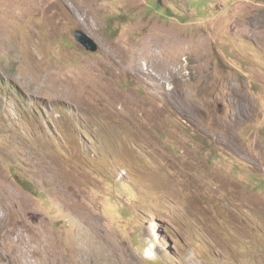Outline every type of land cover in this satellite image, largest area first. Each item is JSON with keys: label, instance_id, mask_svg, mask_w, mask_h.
<instances>
[{"label": "rangeland", "instance_id": "374dc122", "mask_svg": "<svg viewBox=\"0 0 264 264\" xmlns=\"http://www.w3.org/2000/svg\"><path fill=\"white\" fill-rule=\"evenodd\" d=\"M12 235L30 264H264V0H0V264Z\"/></svg>", "mask_w": 264, "mask_h": 264}, {"label": "bare ground", "instance_id": "6f19581e", "mask_svg": "<svg viewBox=\"0 0 264 264\" xmlns=\"http://www.w3.org/2000/svg\"><path fill=\"white\" fill-rule=\"evenodd\" d=\"M62 2H68L69 3V0H61ZM91 4L90 1L86 3H82V6L85 7V8H89V5ZM92 5V4H91ZM91 7V6H90ZM62 10V9H61ZM67 15V14H66ZM161 40V38H159ZM161 43V42H160ZM159 45V44H158ZM161 45V44H160ZM167 46V43L166 45H164V47ZM156 49V48H155ZM164 49V48H163ZM166 49V48H165ZM164 49V50H165ZM139 52H136V54H134L131 59H128L127 56L125 54H122L120 59L121 61H127L130 63V69L134 70L137 72V74L141 75L144 73V68L142 65L138 66L137 67V64H136V61L137 59L140 57V58H144L148 61V63L150 61H160V60H163L164 57H165V54H166V51L161 53V55L159 57H156L155 56V53H154V48L152 45L150 44H147V45H144L142 46L139 50ZM121 54V53H120ZM159 54V53H158ZM119 57V56H118ZM114 99V98H113ZM116 102V101H115ZM54 173V172H53ZM61 192H64V190H62ZM66 194V193H65ZM63 196V195H62ZM13 236L12 235L10 238H9V241H11L13 244H14V248L12 249V251H10L8 253V255L3 259V264H18V263H21V262H25V264H30L29 263V260H28V257L25 256V251L23 249V244H22V238L21 239H16V240H13ZM48 239V238H47ZM49 258V257H48ZM125 261V260H124Z\"/></svg>", "mask_w": 264, "mask_h": 264}, {"label": "water", "instance_id": "95a60500", "mask_svg": "<svg viewBox=\"0 0 264 264\" xmlns=\"http://www.w3.org/2000/svg\"><path fill=\"white\" fill-rule=\"evenodd\" d=\"M75 39L83 48L91 53H96L99 49L97 43L89 35L81 30L75 32Z\"/></svg>", "mask_w": 264, "mask_h": 264}, {"label": "clouds", "instance_id": "9594fccd", "mask_svg": "<svg viewBox=\"0 0 264 264\" xmlns=\"http://www.w3.org/2000/svg\"><path fill=\"white\" fill-rule=\"evenodd\" d=\"M79 43V42H78Z\"/></svg>", "mask_w": 264, "mask_h": 264}, {"label": "trees", "instance_id": "16d2710c", "mask_svg": "<svg viewBox=\"0 0 264 264\" xmlns=\"http://www.w3.org/2000/svg\"><path fill=\"white\" fill-rule=\"evenodd\" d=\"M23 185V184H22Z\"/></svg>", "mask_w": 264, "mask_h": 264}]
</instances>
